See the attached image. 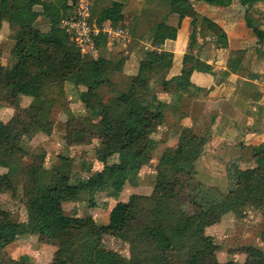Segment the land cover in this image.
Segmentation results:
<instances>
[{"label": "trees", "instance_id": "1", "mask_svg": "<svg viewBox=\"0 0 264 264\" xmlns=\"http://www.w3.org/2000/svg\"><path fill=\"white\" fill-rule=\"evenodd\" d=\"M157 1L166 12L155 22L154 31L146 35L152 46L160 48L166 40H175L177 25L169 24L172 14L190 16L192 27L199 21V32L207 31L209 19L199 20L190 0ZM75 2L0 0V27L9 26L13 41L8 64L0 63V92L8 91L10 103L16 107L20 97L33 100L7 122H0V196L15 191L17 174L21 180L20 197L29 211L28 221L21 222L0 204V250L29 234L37 236L39 243L55 247L51 264H234L217 260L219 245L205 233L203 222H218L227 215L240 219L249 208L264 215L263 143L248 147L253 166L234 168L230 175L233 185L224 197L194 188L193 162L205 141L196 139L191 129L185 128L175 145L166 147L157 159L152 192L131 194L125 202L116 203L106 224L95 223L89 214L77 216L64 209V204L85 198L89 199L88 207L93 208L95 195L121 192L126 184H132L133 175L152 160L157 142L151 136L164 121L165 104L157 99L155 87L168 94L196 96L200 89L191 83V74L211 72L208 64L185 54L180 74L167 79L173 54L147 50L135 74L116 88L111 77L122 72L124 60L102 55L107 44L105 34L99 32L94 37L97 57L88 58L61 25L62 20L73 15ZM238 3L245 10L246 27L258 44L263 43L264 30L252 23L248 10L264 0ZM121 10L122 4L112 0L96 13L97 26L110 22L113 26L121 23L123 28ZM39 18L46 21L47 31L36 26ZM126 33L130 36L131 32ZM142 38L145 36L139 37ZM64 83L83 87L79 101L92 112L69 116L64 137L70 145L77 146L97 140L93 156L103 165L96 178L77 183H72V158L60 156L62 165L57 168L45 167L44 153H34L28 163H17L29 155L22 146L25 138L53 132L52 112L57 103L54 94L55 90L63 93ZM111 86L114 88L109 92ZM107 94L110 97L104 101ZM90 169L91 165L85 171ZM260 235L264 240V232ZM105 237L126 244L128 256L110 250L101 252ZM244 253L241 264H264L260 248L249 246Z\"/></svg>", "mask_w": 264, "mask_h": 264}, {"label": "crops", "instance_id": "2", "mask_svg": "<svg viewBox=\"0 0 264 264\" xmlns=\"http://www.w3.org/2000/svg\"><path fill=\"white\" fill-rule=\"evenodd\" d=\"M115 1L122 4L121 12L124 16L123 25H125L127 16L124 10L127 5L125 1ZM128 2L131 3L133 1L127 0ZM190 3L194 11L198 13V18L206 17L209 19L208 32H201L200 35L203 38L206 34V38L208 40L211 38L209 40L211 42H207L206 44L203 42L206 46H198L194 51L191 48V53V50H189V35L193 31L191 32L190 30L191 25L189 19L179 16L176 18L177 15L173 14L169 17V24L177 25L176 38L175 40H166L160 48L152 46L146 40V35L145 40L143 39L144 41L134 39L128 36V33L127 36H123V40L127 38L126 41L130 42V44L134 42L140 45L144 44L142 49H135L132 45L133 47L129 51H125L127 56H122L124 60L123 70L127 75H134L138 62L145 57V52L155 49L173 54V64L167 73V79L180 74L182 60L185 54H190L211 67V72L209 73L194 71L191 74V83L200 89L196 96L191 97L186 94L173 95L161 91V93L157 92V99L165 104L164 121L151 138L157 142L156 137L158 136L155 134L159 133V131L163 133L166 130H168L166 133L170 134V136L177 134L176 139H178L182 129L185 128L191 129L197 136L201 135L200 132H207L209 137L204 145V151L195 158L193 166L195 177H198L201 170L206 175L207 181L209 179L214 181L215 174H220L224 179V176H226L225 167H227L229 162L235 168L237 166L240 168L252 167L253 162L248 147L264 144V41L258 44L251 30L246 27L244 21L245 10L239 5L238 0H217L216 2L209 0H199L196 2L190 0ZM134 10L136 11L137 8L129 4L128 11L133 12ZM136 14H138L137 11ZM248 16L253 24L257 25L261 30H264V27L262 28L259 22H255L257 20H253V17L261 21L263 20L262 24L264 25V3H258L252 9L248 10ZM39 21L40 18L37 23ZM92 21L96 27H99L97 26L96 19L93 20L92 18ZM102 25L109 26L108 28H110L112 24L110 22H104ZM120 25L121 23H116V26L119 27L111 28L115 30L122 28V25ZM214 25L219 27V33L215 31L214 33H212L213 31L209 33V30H211L210 26L213 27ZM154 28L155 26L152 27V32ZM124 30L127 32V28H124ZM219 39L222 42H219ZM221 55H226V58L228 55H231L235 60L237 57V67L228 68L225 62L226 58L224 61L220 57ZM65 84L73 85L70 83ZM73 87L75 86L73 85ZM75 88L79 89V92L84 90L81 86H76ZM20 102H22V108H24L30 105L33 100L20 97ZM166 118H168L169 122L166 121ZM176 141L169 144L170 146L166 145L157 150L155 149L156 157L152 159L155 163L153 164V168L163 150L166 147L174 146ZM157 146H160V144L157 143ZM75 147L74 145L71 149H75ZM233 156H236V158H233ZM95 164L101 165L100 167L102 169L103 165L93 158L91 167L95 166ZM45 167L48 168L46 165ZM149 171L150 169L147 166L138 170L133 175V183L126 184L119 193V200L118 198L115 199L114 194L111 192L104 193L103 197L105 199L107 198L105 206H101L97 210H92L90 213L88 212L95 223L106 224L110 210L115 203L125 202L131 194L149 195L152 192L151 184L148 192H142L141 185L145 178L149 179V182L152 179V181H155L156 174L154 169H151L152 174ZM84 172L86 171L84 170ZM145 172H147V176H145ZM126 190H129V192L123 198L121 194ZM3 196L4 194L0 196V200ZM110 199L113 200V203L107 207L109 201L111 202ZM77 207V202L64 204V209L68 213L81 216L79 207ZM24 238L27 240L25 241L23 236H19L13 243L6 247L7 250L10 247V250L14 251L9 256L11 259L28 264L52 263L51 261L55 251L54 246L39 243L35 235L27 234L24 235ZM27 241L30 242L28 243ZM26 251H31L32 253L25 259L21 258ZM46 254L48 255L47 257ZM43 258H46V262H42Z\"/></svg>", "mask_w": 264, "mask_h": 264}, {"label": "rangeland", "instance_id": "3", "mask_svg": "<svg viewBox=\"0 0 264 264\" xmlns=\"http://www.w3.org/2000/svg\"><path fill=\"white\" fill-rule=\"evenodd\" d=\"M112 0H96V4L92 5V18L96 17V13L103 7L108 6L109 3ZM125 1L126 3V8H125V15L126 17V24L123 25V28H127L129 30L130 36L133 37L134 39L137 40H145V38L139 39L141 36L147 35L149 31H151L152 27H154V24L157 20L160 19L161 15L166 12V8L164 6L159 5L157 0H132L133 2L129 3L130 5H134L137 8L138 14H136V11L134 10L133 12H129V4L127 3V0H122ZM130 1V0H129ZM193 1V0H192ZM194 1H199V0H194ZM212 2H216L217 0H209ZM92 2V1H91ZM95 1L93 0V3ZM257 5V4H256ZM194 9V8H193ZM198 14V13H197ZM173 15V14H172ZM181 18H188L189 23L191 22L192 18L187 15H179L176 14ZM171 17V16H170ZM201 17H199L200 20ZM253 20H257L255 22H259L261 27L263 28L264 25L262 24V21L260 19H257L253 17ZM93 22V21H92ZM199 22V21H198ZM198 22L196 25H193L195 27L194 29V38L192 39V45L189 46V50L196 49L198 46H206L204 45L209 41L206 37L207 35L205 34L203 38H201L200 32H199V24ZM191 25V24H190ZM4 26V27H3ZM2 27H0V50H1V58H0V63L2 65H7L10 59L9 52L10 49L13 45V41L10 38V29L9 26L4 24ZM36 26L41 30V31H47L48 30V25L46 24V21L43 19H40V21L36 24ZM103 28H108L109 26H104L102 25ZM121 26V25H120ZM113 28H118L119 26H112ZM110 27V28H111ZM193 27L191 26L190 30L191 32L193 31ZM102 28V27H98ZM122 28V30H124ZM211 30H209L211 33H219V27L214 25L211 27ZM209 29V28H208ZM207 29V30H208ZM126 33V31L124 30ZM208 32V31H207ZM203 33V31H202ZM127 36V33H126ZM129 36V34H128ZM190 36V35H189ZM127 39V38H126ZM126 39H116L113 42H111L110 45L107 46L104 50H102V55L104 57L112 58L114 60L121 59L122 56L125 57L127 54L125 51H129L133 46L135 49H142L144 47V44L140 45L137 44V42H134L130 44V42L126 41ZM143 40V41H144ZM224 41H226L224 39ZM219 42H222L221 39H219ZM190 43V39H189ZM133 45V46H132ZM138 45V46H137ZM136 46V47H135ZM192 48V49H191ZM137 57V56H136ZM221 58L223 60L226 58V55H221ZM233 56L228 55L226 58V63L228 68H236L237 67V57L236 60L232 58ZM240 60V59H239ZM124 67V66H123ZM125 71L122 68V72L120 74H115L111 77V81L115 84V87L117 88L120 84H122L125 81V78H127L130 75H127L124 73ZM71 86V87H68ZM76 87V86H75ZM73 87V85L69 84H63L61 85V89L63 93L57 92L55 90V98L57 99V103L55 108L53 109L52 112V118L55 122L53 132L51 135L46 136L44 134H34L28 138H25L22 142V146L27 150L28 156H26L23 160L17 161V163H28L31 159V155L34 153H44L46 160H45V165L50 168H57L62 165V161L60 160L61 157H66V158H72L74 165L72 168V183H76L77 181H83L86 180L90 177L96 178L97 173L99 170H101V165L95 164V166H92L89 172H84L85 169L89 165H92L93 162V148H95L96 144H99L97 140H92L91 144L89 145H80L77 146L75 145V149L73 147L74 145L70 146L69 141L65 139V134H64V125L69 116H83L87 114H92V112L86 110L82 104L79 101L78 94H80L79 89H76ZM155 87V86H154ZM114 88L113 86L109 87V92L110 90ZM156 93L160 92V90L155 87ZM8 91L3 90L0 92V122H7L12 116H14L17 113V110L22 108V102L18 101L17 107L12 105L9 100V96L7 94ZM110 97V94H107V96H104L103 100L106 101ZM168 120V118H166ZM95 122H99L98 118H94ZM168 130L159 131V133H156L158 137H156L157 143L160 144V146H157L156 150L161 148L162 146H166L169 144L174 143L177 139V134L174 136H170V134L166 133ZM193 133V132H192ZM194 134V133H193ZM201 135L196 136V139L201 138L202 140L204 139V143L201 146V153L204 151V145L207 142V138L209 137L207 135V132L201 133ZM193 144L196 147L197 142H194ZM170 146V145H169ZM246 153V152H245ZM56 157V158H55ZM156 157V151L154 150L152 153V159ZM196 158V157H195ZM194 158V161H195ZM233 158H236V156H233ZM53 161V163H52ZM151 162V161H150ZM150 165H147V167L150 169V174H152L151 169L153 168L154 161L152 160ZM226 168V176L221 177L220 174H215L214 181H211L212 179H209L207 181V178L205 177L201 170L198 175V177H195L194 173V180H193V186L196 189H203L209 192H212L216 194L219 197H224L228 190L232 187L233 181L231 180V174L235 170L234 165L230 162L227 164ZM145 176H147V172H145ZM15 185L16 189L14 192L11 193H6L4 194L3 197H1L0 204L1 206L8 210L9 212L12 213V215L19 221H24L27 222L29 218V211L28 207L25 204V201L21 199L20 197V191H19V184L21 182L19 176L16 174L15 176ZM156 178V177H155ZM149 179L145 178L144 181H142V192H148L149 186L151 184L152 190L155 187V181L149 182ZM129 192V190H126L122 192L121 196L124 198L126 194ZM114 195V198L119 197L120 192H111ZM113 198V200H114ZM107 199V198H106ZM103 197L102 194H97L94 196V204L95 207L89 208L87 201L89 200L88 198H85L84 201H79L77 202L79 213L81 216L87 215L88 212L92 210H97L99 207H103L106 204V200ZM111 202L109 201V204L107 207L111 206L113 203V200L110 199ZM119 200V198H118ZM118 203V202H116ZM115 203V204H116ZM91 216V215H90ZM92 217V216H91ZM93 219V218H92ZM95 222V221H94ZM204 223V228H205V233L209 236H211L214 241L219 245V251L216 253L217 260L219 262H227V261H232L234 264H241L244 259H245V253L244 249H246L249 246H253L256 248H260L261 250L264 251V240L261 237V233L264 232V215L259 213L258 211H255L251 208L247 209L246 212L242 215V218L240 219H235L232 215H227L220 219L218 222H211V221H205ZM27 235V234H25ZM23 239L26 241L27 239ZM22 241V242H25ZM28 243L30 241H27ZM26 243V242H25ZM29 245V244H28ZM11 248L9 247L8 250H0V264H13L15 260L11 259L9 256L10 254L13 253L14 251L10 250ZM17 250V249H16ZM114 251L117 252L118 254L127 257L128 256V247L126 244L123 242L105 237L102 240V250L101 252L104 251ZM31 251H26L21 258H27L29 257V254H31ZM37 255V254H36ZM48 255L46 254V257ZM17 261V260H16ZM41 262V260H40ZM42 262H46V258L42 259Z\"/></svg>", "mask_w": 264, "mask_h": 264}, {"label": "built area", "instance_id": "4", "mask_svg": "<svg viewBox=\"0 0 264 264\" xmlns=\"http://www.w3.org/2000/svg\"><path fill=\"white\" fill-rule=\"evenodd\" d=\"M73 15L61 21L65 32L69 35L70 40L78 47L84 57L96 58L97 50L94 45V37L102 32L111 44L114 40L126 33L122 29L98 28L92 22L91 0H76L73 7Z\"/></svg>", "mask_w": 264, "mask_h": 264}]
</instances>
